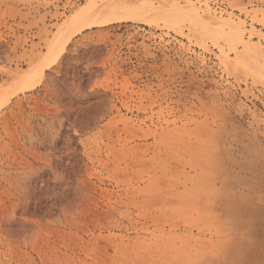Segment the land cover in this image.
Masks as SVG:
<instances>
[{
  "label": "rangeland",
  "instance_id": "374dc122",
  "mask_svg": "<svg viewBox=\"0 0 264 264\" xmlns=\"http://www.w3.org/2000/svg\"><path fill=\"white\" fill-rule=\"evenodd\" d=\"M114 1L0 0V264H264V0Z\"/></svg>",
  "mask_w": 264,
  "mask_h": 264
},
{
  "label": "bare ground",
  "instance_id": "6f19581e",
  "mask_svg": "<svg viewBox=\"0 0 264 264\" xmlns=\"http://www.w3.org/2000/svg\"><path fill=\"white\" fill-rule=\"evenodd\" d=\"M184 2L187 4L186 5L184 4L182 7H180V6H178V4L176 2L173 3L169 0H116L112 3L102 4L99 9H100L101 14L103 16H108V15H112V14H117V15H120L123 17H125L127 15H135V16L140 17L142 19H153V18H155V16L157 15L156 13L153 15L155 10H163L166 12L170 10V12L173 11V13L176 14L178 17H181L186 21L188 20L190 26L192 27V28H190V30H195L196 29L195 26L198 29L201 28V31L205 30V29L208 30V28L210 26H213V28H214V26L216 27L217 22L215 25V21H213L214 19L212 20L210 18L211 15L209 17V14H206V15L204 14L203 17H200L198 15L199 11H198V9L195 8V5L187 2L186 0ZM184 20H182V21H184ZM94 23H97V22H94ZM178 26L179 25L177 24V27ZM219 28H222V27H219ZM207 30L205 32H207ZM210 30H211V28H210ZM228 30L234 35V37H235L234 41L235 42L242 43V41H243L242 35L243 34H241L239 32L237 26L228 25ZM224 37H227V35ZM252 49H255V48L253 47ZM256 50L260 54H262L257 48H256ZM262 55L264 56V54H262Z\"/></svg>",
  "mask_w": 264,
  "mask_h": 264
}]
</instances>
